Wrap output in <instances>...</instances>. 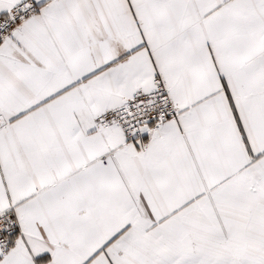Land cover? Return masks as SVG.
<instances>
[{"label": "snow or ice", "instance_id": "snow-or-ice-1", "mask_svg": "<svg viewBox=\"0 0 264 264\" xmlns=\"http://www.w3.org/2000/svg\"><path fill=\"white\" fill-rule=\"evenodd\" d=\"M0 264H264V0H0Z\"/></svg>", "mask_w": 264, "mask_h": 264}]
</instances>
